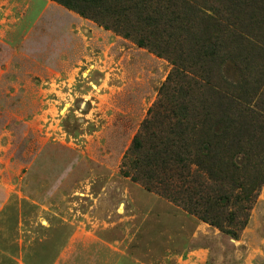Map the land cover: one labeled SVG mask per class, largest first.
<instances>
[{"label":"rangeland","instance_id":"374dc122","mask_svg":"<svg viewBox=\"0 0 264 264\" xmlns=\"http://www.w3.org/2000/svg\"><path fill=\"white\" fill-rule=\"evenodd\" d=\"M190 1L214 5L234 30L232 62L222 52L210 63L213 85L232 82L264 106V0ZM71 13L0 0V264H264V180L235 239L122 174L173 66L127 41L105 71L62 77L56 53L73 35L56 20ZM200 99L207 112L218 106ZM258 145L248 172L264 177Z\"/></svg>","mask_w":264,"mask_h":264},{"label":"trees","instance_id":"16d2710c","mask_svg":"<svg viewBox=\"0 0 264 264\" xmlns=\"http://www.w3.org/2000/svg\"><path fill=\"white\" fill-rule=\"evenodd\" d=\"M50 1L173 66L121 172L237 239L264 180L260 171L248 172L251 142L264 150V106L254 105L247 92L240 96L232 82L212 83L210 63L222 52L228 54L224 66L233 60L227 17L190 0ZM205 92L219 99L211 112L202 108Z\"/></svg>","mask_w":264,"mask_h":264},{"label":"crops","instance_id":"0c3cea01","mask_svg":"<svg viewBox=\"0 0 264 264\" xmlns=\"http://www.w3.org/2000/svg\"><path fill=\"white\" fill-rule=\"evenodd\" d=\"M59 29L65 32L70 30L73 35L70 39L66 38V40L64 39V41H61V44L65 46V50L62 49L60 53H56L54 70L60 71L62 77L70 75L69 73L75 76L83 70L90 73L93 67L95 70L105 71L106 66L110 64L111 48L118 45L114 59L116 57L118 58L122 55L120 47L125 46L124 44L127 42V40L116 36L112 32L103 29L97 24L75 13L66 15L61 20H56V32H59ZM89 41L91 44L88 43ZM134 46L136 45L134 44ZM118 63H120V60ZM105 76L102 78V85L99 86L101 91L111 89L109 86L110 74L105 73ZM90 93L86 95L83 94L82 96L90 97ZM102 97H104V95H102ZM83 115L86 118L90 117V114Z\"/></svg>","mask_w":264,"mask_h":264}]
</instances>
